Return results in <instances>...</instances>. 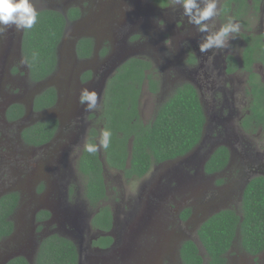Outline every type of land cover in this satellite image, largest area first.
Returning <instances> with one entry per match:
<instances>
[{"label":"rangeland","instance_id":"obj_1","mask_svg":"<svg viewBox=\"0 0 264 264\" xmlns=\"http://www.w3.org/2000/svg\"><path fill=\"white\" fill-rule=\"evenodd\" d=\"M224 1L217 0L218 15L209 22L210 31L229 19L240 24V31L229 38L226 48L202 53L198 45L210 33L200 32L174 0L164 9L153 0H32L37 11L65 14L74 7L82 13L80 20L67 25L56 71L39 83L29 80L20 52L23 30L8 26L0 35V196L11 191L20 195L12 218L14 231L0 238V264L20 256L34 264L40 243L54 234L74 242L79 264H181L179 248L185 240L194 241L205 256L197 237L199 226L222 210L239 212L245 185L264 175V131H246L241 125L251 106L247 74L228 71L230 57L239 66L246 45L243 36H260L264 42V0L257 5L246 0V12L239 14L224 12ZM84 36L95 42V54L87 61L79 60L75 52L76 41ZM104 47L102 57L99 51ZM128 58L150 61L149 72L158 83L153 93L149 82H143L139 100L143 124L153 120L178 86L191 83L207 117L206 129L188 156L154 165L141 179L127 180L109 168L98 147L106 198L94 207L86 197V179L78 162L88 131L101 128L105 83ZM86 71L92 77L83 82ZM254 72L264 82V66L256 63ZM50 87L56 89L59 104L35 113L34 98ZM85 88L97 93V106L91 111L79 103ZM13 104L21 105L25 114L10 123L5 111ZM50 117H67L51 144L34 148L23 142L26 129ZM220 145L228 147L231 161L224 172L207 176L204 164ZM104 207L112 219L108 233L91 223ZM186 209L190 215L184 221ZM39 210L51 212L40 231L35 219ZM101 236L113 238L110 248L93 246ZM227 258L230 264H264V252L253 259L238 244Z\"/></svg>","mask_w":264,"mask_h":264},{"label":"trees","instance_id":"obj_2","mask_svg":"<svg viewBox=\"0 0 264 264\" xmlns=\"http://www.w3.org/2000/svg\"><path fill=\"white\" fill-rule=\"evenodd\" d=\"M257 3L259 0H252ZM160 8L168 0H153ZM246 0H225L224 12L245 8ZM256 5V4H255ZM36 24L24 29L21 54L28 68L29 80L39 83L48 79L58 66V49L69 22L80 17L78 8H70L65 14L53 9L37 11ZM245 47L241 52V69L249 76L248 92L251 97L249 114L242 125L245 129L264 130V84L255 79L253 65L264 66V42L260 36H243ZM93 52V42L82 38L76 44L79 59H87ZM235 65V61L229 58ZM151 64L138 58L125 61L108 79L102 101L101 128H92L86 145L97 146L90 153L86 145L78 162V169L86 179V197L94 207L106 198L104 167L100 159V147L109 168L120 171L127 180L141 179L154 165L173 162L188 156L202 141L206 116L199 96L193 86L184 84L162 103L148 124L139 118V97L145 79L153 93L158 90L157 82L149 73ZM89 76V74H87ZM57 100L53 87L37 95L33 111L52 108ZM24 109L15 105L7 118L22 117ZM58 123L50 118L24 131L23 140L38 147L47 144L55 135ZM110 133L107 148L102 146L103 133ZM228 163V152L224 147L216 149L205 164L207 174L221 172ZM17 193L6 195L0 201V238L9 237L13 223L9 216L18 205ZM190 210L182 214L185 221ZM92 226L104 233L112 227L111 213L106 207L92 218ZM197 237L205 256L194 241L185 240L179 248L181 264H230L227 255L235 244L245 253L257 259L264 252V177L252 178L243 190L239 212L225 209L208 217L198 228ZM113 244L110 236H101L93 242L94 247L108 249ZM6 264H30L23 257H15ZM34 264H79V253L73 241L60 235H52L40 243Z\"/></svg>","mask_w":264,"mask_h":264},{"label":"clouds","instance_id":"obj_3","mask_svg":"<svg viewBox=\"0 0 264 264\" xmlns=\"http://www.w3.org/2000/svg\"><path fill=\"white\" fill-rule=\"evenodd\" d=\"M183 8V14L189 21L198 26L202 33H210L203 43H199L200 52L206 53L210 49H223L228 46L229 38H235V34L240 31V24L229 19V21L218 30L210 31L209 22L218 15L217 0H174ZM201 3L203 6H201ZM38 12L32 0H0V35L8 26H14L18 31L31 29L37 22ZM214 25V24H213ZM170 41H165L169 43ZM97 93L94 90L82 89L79 96V103L85 107L86 111H91L97 106ZM110 133H103L102 146L108 147ZM86 150L90 153L97 151V146L86 145Z\"/></svg>","mask_w":264,"mask_h":264},{"label":"flooded vegetation","instance_id":"obj_4","mask_svg":"<svg viewBox=\"0 0 264 264\" xmlns=\"http://www.w3.org/2000/svg\"><path fill=\"white\" fill-rule=\"evenodd\" d=\"M260 1V0H259ZM259 1L257 2V3H255V2H253V4L255 5H257L258 3H259ZM169 2H170V0H168V4L166 5V7H164V8H167L168 7V5H169ZM154 3V2H153ZM156 7H158V6H156ZM74 8V7H73ZM158 8H160V7H158ZM164 8H160V9H164ZM245 9V10H244ZM80 10V9H79ZM243 10H244V13L246 12V6H245V8H243ZM241 11H242V9L241 10H239V9H237L236 8V6L234 5L233 6V8H232V12H230L231 14L233 13V12H235L236 14H239V13H241ZM81 17H82V13H81V11H80V17L77 19V20H75V21H71V23L72 22H77L78 20H80L81 19ZM70 23V22H69ZM68 25V24H67ZM66 28H67V26H66ZM66 30V29H65ZM23 31H24V29H23ZM64 35H65V32H64ZM22 36H23V33H22ZM64 38V37H63ZM82 38H89V39H91L92 40V42H93V52H92V54H91V56L89 57V58H87V59H79L78 58V56H77V54H76V57L79 59V60H81V61H87V60H90L93 56H94V54H95V42H94V40L91 38V37H87V36H84V37H80L77 41H76V44H77V42L80 40V39H82ZM62 41H63V39H62ZM21 42H22V38H21ZM21 42H20V52H21ZM62 43V42H61ZM76 44H75V52H76ZM61 45V44H60ZM60 47V46H59ZM59 50V49H58ZM105 54H106V48L104 47V48H102L100 51H99V55L100 56H105ZM22 55V54H21ZM230 58H232L233 60H234V58L233 57H230ZM139 59V58H138ZM240 59H241V55H240ZM128 60H129V58H128ZM141 60H143V59H141ZM229 60V59H228ZM145 61H147V60H145ZM230 61V60H229ZM235 61V60H234ZM147 62H149L150 63V61H147ZM231 62V67L229 68V72H236V71H242V69H241V63H239V66L236 64V62H234L235 63V65H233V63H232V61H230ZM151 64V63H150ZM255 65V64H254ZM254 65H253V72H254ZM151 70V69H150ZM242 72H244V71H242ZM150 73V72H149ZM244 73H246V72H244ZM87 74H89V76L87 75ZM247 74V73H246ZM254 74H255V72H254ZM255 76H256V74H255ZM91 77H92V72L91 71H86V72H84V74L82 75V81L83 82H88V81H90L91 80ZM110 78V77H109ZM108 78V79H109ZM255 79L258 81V82H260L258 79H257V76L255 77ZM108 81V80H107ZM107 81H106V83H107ZM153 82H156L155 80H153ZM106 83H105V86H106ZM260 83H262V84H264V82H260ZM144 84V83H143ZM142 84V85H143ZM158 84V83H157ZM184 84H189V85H191V86H193L194 87V89L196 90V92H197V94H198V96H199V93H198V91H197V89L195 88V86L194 85H192L191 83H183L182 85H184ZM182 85H180V86H182ZM180 86H178V87H180ZM177 87V88H178ZM249 76H248V74H247V93L250 91V89H249ZM142 88V87H141ZM176 88V89H177ZM55 89V88H54ZM176 89H175V91H176ZM56 90V89H55ZM104 90H105V88H104ZM174 91V92H175ZM57 92V91H56ZM42 93V92H41ZM103 95H104V91H103ZM248 96L250 97V95H249V93H248ZM35 99V98H34ZM199 99H200V96H199ZM250 99H251V97H250ZM139 100H140V97H139ZM264 100V99H263ZM102 101H103V98H102ZM33 102H34V100H33ZM200 102H201V99H200ZM59 103H58V93H57V100H56V103H55V105L52 107V108H54L55 106H57ZM15 105H19V104H13V105H10L7 109H6V111H5V118H6V120L8 121V122H10V123H14V122H17V121H19L23 116H24V114H23V116L22 117H20V118H17V119H15V120H10V119H8L7 118V114H8V112L12 109V107L13 106H15ZM201 105H202V102H201ZM19 106H21V105H19ZM203 107V106H202ZM249 107V106H248ZM52 108H50V109H52ZM32 109H33V106H32ZM50 109H46V110H43V111H39V112H35V113H42V112H44V111H47V110H50ZM250 108H248V110H249ZM204 110V109H203ZM205 113V112H204ZM249 114V111H247V113L244 115V117H243V119H242V122H243V120H244V118L246 117V115H248ZM205 116H206V114H205ZM50 118H53V119H56V121H57V123H58V127H57V131H56V133H55V135H54V137L47 143V144H45V145H42V146H38V147H35V146H32V145H30V144H28L29 146H32V147H34V148H42V147H45V146H47V145H49V144H51L53 141H54V139H55V137L57 136V133H58V131L60 130V128H61V124L63 123V122H65L66 121V119H67V117L66 118H63V117H61V119L59 118V119H57V118H55V117H50ZM50 118H47V119H50ZM47 119H45V120H47ZM42 121H44V120H42ZM41 122V121H40ZM242 122H241V125H242ZM206 123H207V117H206ZM242 128L244 129V130H246V131H252V129L250 130H247V129H245L244 127H243V125H242ZM92 129V128H91ZM90 129V130H91ZM205 129H206V124H205V128H204V131H205ZM259 129H261L262 131H264L262 128H258V130ZM90 130L88 131V135H87V139H86V141H85V145H86V142H87V140L89 139V133H90ZM204 134V133H203ZM22 139H23V137H22ZM23 142H25L24 140H23ZM26 143V142H25ZM27 144V143H26ZM85 145H84V147H85ZM219 147H224V148H226L227 149V152H228V163H227V166L221 171V172H219V173H216V174H207L206 172H205V164H206V162L208 161V159L210 158V156L212 155V153L216 150V149H218ZM84 149V148H83ZM212 153L209 155V157L207 158V160H206V162H205V164H204V173H205V175H207V176H215V175H218V174H220V173H222V172H224L225 170H226V168L228 167V165H229V163H230V161H231V153H230V150L228 149V147L227 146H223V145H220V146H217L213 151H212ZM255 177H264V175L262 174V175H258V176H255ZM254 178V177H253ZM250 181V180H249ZM248 181V182H249ZM247 185V184H246ZM245 185V186H246ZM245 188V187H244ZM244 190V189H243ZM11 193H17L16 191H11V192H7V193H4L3 195H1L0 196V201L6 196V195H8V194H11ZM18 194V193H17ZM242 194H243V192H242ZM18 196H19V200H18V205H19V201H20V195L18 194ZM18 205H17V207H18ZM17 207H16V209H17ZM16 209H15V211H16ZM14 211V212H15ZM14 214V213H13ZM13 214H11L10 216H9V219L12 221V223H13V231H14V222H13V220H12V218H13ZM35 219H36V222H37V224H38V229H39V231L41 230V229H43V224L44 223H46L47 221H49L50 219H51V212L50 211H48V210H39L38 212H37V214H36V217H35ZM13 233V232H12ZM12 235V234H11ZM10 235V236H11ZM54 235H57V234H54ZM9 236V237H10ZM61 236V235H60ZM6 238H8V237H6ZM8 262V261H7ZM6 262V263H7ZM5 263V264H6Z\"/></svg>","mask_w":264,"mask_h":264}]
</instances>
